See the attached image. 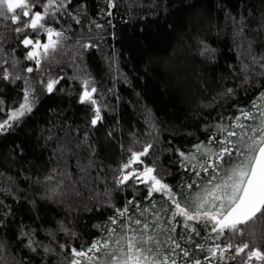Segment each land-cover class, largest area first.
<instances>
[{"label": "trees", "instance_id": "trees-1", "mask_svg": "<svg viewBox=\"0 0 264 264\" xmlns=\"http://www.w3.org/2000/svg\"><path fill=\"white\" fill-rule=\"evenodd\" d=\"M156 3L161 7L154 8ZM115 5L71 0L69 11L79 14L81 23L64 16L55 26L69 38H61L55 59L41 62L44 72L65 77L58 85L63 91L48 94L37 85L32 113L0 134V264H63L61 253L70 254V247L58 245L87 247L102 235L93 226L103 225L113 206H122L126 193L135 190L130 185L117 191L113 183L130 149L153 140L146 162L155 160L161 175L172 173L165 178L175 184L184 172L175 149L186 151L206 140V123L235 115L232 105L250 106L264 91V69L252 60L264 56V0H115ZM11 29L0 20V76L7 67L34 84L42 73H28V66L36 68L34 61L26 62L19 49L12 52L22 37ZM88 41L96 47L82 49ZM202 42L215 52L201 55ZM78 78L90 79L98 90L94 95L104 120L96 126L90 124L91 107L77 102ZM23 87V79L0 82V120L21 101ZM226 88L236 96L204 106ZM250 229L253 244L264 250V220ZM22 232L30 234L36 252ZM46 247L55 251L45 252Z\"/></svg>", "mask_w": 264, "mask_h": 264}, {"label": "snow or ice", "instance_id": "snow-or-ice-1", "mask_svg": "<svg viewBox=\"0 0 264 264\" xmlns=\"http://www.w3.org/2000/svg\"><path fill=\"white\" fill-rule=\"evenodd\" d=\"M107 6L115 8V0H107ZM153 7L159 8L161 4ZM70 8L71 0H44L42 4L40 0H0V20L10 22L12 32L22 37L12 52L19 49L26 62L34 61L36 68L28 66V73L38 70L42 73L33 84L3 68L0 82L15 84L23 79L24 87L22 101L5 110L0 134L21 125L25 116L32 113L38 98L37 85L48 94L63 91L58 85L65 77L44 72L41 62L55 59L61 38H69L64 29L55 26L64 16L81 23L79 14L73 16ZM244 19L241 16V24ZM239 31L243 33L244 27ZM202 43L201 55L215 52ZM89 47L96 45L91 41L81 44L82 49ZM252 60L264 69V56H253ZM16 63L13 57V67ZM260 75L264 76V72ZM78 79L81 90L77 102L91 107L90 124L96 126L104 120L94 95L98 90L94 85L90 87V79ZM235 96V89L226 88L204 106L212 107L220 99L227 101ZM232 107L236 108L235 115L221 114L215 122L204 125L210 132L206 140H198L186 151L175 149L179 168L184 170L175 184L165 178L172 173L165 170V175H161L155 160L146 162L154 148L153 140L142 143L139 150L130 149L128 157L118 165L113 183L117 191L130 185L135 190L126 193L122 206H113V214L103 225L93 226L100 228L102 235L93 238L87 247L58 245L60 249L70 247V254L61 253L63 264H236L238 258L242 264H252L253 259L264 264V250L253 244L255 230L250 229L257 220H264V91L259 92L250 106ZM146 111L152 126L158 128L151 110ZM141 188L143 191L139 192ZM157 195L160 201L156 200ZM21 234L28 237L27 246L36 252L30 234ZM44 251L55 249L46 247Z\"/></svg>", "mask_w": 264, "mask_h": 264}, {"label": "rangeland", "instance_id": "rangeland-1", "mask_svg": "<svg viewBox=\"0 0 264 264\" xmlns=\"http://www.w3.org/2000/svg\"><path fill=\"white\" fill-rule=\"evenodd\" d=\"M42 38H43V39H46V37H42ZM21 101H22V99H21ZM21 101H20V102H21ZM16 105H17V104H16ZM16 105H15V106H16ZM258 264H259V263H258Z\"/></svg>", "mask_w": 264, "mask_h": 264}]
</instances>
